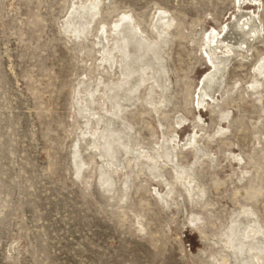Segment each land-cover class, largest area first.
<instances>
[{
    "label": "rangeland",
    "instance_id": "obj_1",
    "mask_svg": "<svg viewBox=\"0 0 264 264\" xmlns=\"http://www.w3.org/2000/svg\"><path fill=\"white\" fill-rule=\"evenodd\" d=\"M248 3L0 0V264L256 263L237 251L264 231V0ZM135 24L126 55L151 44L161 74L130 103L111 50ZM226 26L216 74L205 35Z\"/></svg>",
    "mask_w": 264,
    "mask_h": 264
},
{
    "label": "bare ground",
    "instance_id": "obj_2",
    "mask_svg": "<svg viewBox=\"0 0 264 264\" xmlns=\"http://www.w3.org/2000/svg\"><path fill=\"white\" fill-rule=\"evenodd\" d=\"M245 2V1H249V3L247 5H252V6H258L260 7L262 0H239V4L241 2ZM98 7V5H96ZM255 13V12H254ZM256 14V13H255ZM245 17L247 18L246 21H244L242 24L240 21V23L238 22V24H236V26L234 28L240 29L242 30H248L249 32L247 33V35H249V37H251V35L254 33V30L251 29V22L253 20V16L251 17L250 13H247L245 15ZM120 21H118L117 23H115L114 25V29L117 30L120 26ZM139 24H135L133 28V32L131 31L130 33H128V35L123 36L122 37V41L123 44L116 46L115 49L111 50V54L113 55L112 58L115 59V64H119V68L121 70L125 71V77H123L122 75V79H120V81H118V84H115L114 87L111 88V92L115 93L114 97L118 96L119 92H127V96L131 97L130 100L127 99L128 102H132L135 98L137 97V94L139 93L140 89L145 87V85L148 82H152L151 83V88L150 90V94L149 96L155 92L156 87L160 88L159 84L157 85V78L155 77V75L153 74L156 73L157 74H161L160 70L155 69L154 66H148L145 62L144 59L145 57L149 54V53H155L156 50H153V48H150L149 45L151 44H147L146 48H144L143 50V54L141 55H133L132 57L128 56V54L126 55V52L129 50L130 44L134 43L135 44H139L138 41H136V35L134 34L135 31H138L140 33L141 36H144V32L141 31ZM172 26H174L173 24L169 25L168 28L166 29V31L168 32ZM161 30V27H160ZM166 32V33H167ZM223 32H227V34L225 36H222ZM235 32V31H234ZM229 28L228 26L224 27L221 32H219L217 29H213L211 32L207 33L205 35V41H206V46H205V52L207 55V59H209L210 63H211V68L215 69V73H219L221 71V66L224 67V69L227 68L228 63H222L216 60V57H219V55H223L224 56V60H228L230 59V57H232V55H234V53L236 52L234 50V47L232 46V40L234 39L233 36H231V34L229 33ZM161 35V32H160ZM256 36V34H255ZM113 41H115V39H113ZM109 43V42H108ZM154 43V42H153ZM243 45V44H241ZM138 47L141 46L140 44L137 45ZM235 46H237L235 44ZM141 51V50H140ZM117 52V54H125L123 60H121L119 63L117 62V54L114 55V53ZM106 54H110L108 51H106ZM223 60V61H224ZM136 65H141L139 68H135L134 66ZM157 68V67H156ZM216 76L210 75L209 77H207V83L209 84V88H204L201 92V96H199V100H198V104L203 106L205 105L206 107H213V106H219V103L221 102L220 99H216L215 96L212 94V86L214 85L215 81L214 78ZM135 78H137L138 82L136 84L133 83L132 86V80H134ZM159 80V79H158ZM107 88V87H106ZM117 90V91H115ZM148 100V98H147ZM145 100L148 104L153 105L150 101ZM163 103V102H161ZM114 109L117 110L118 113H116V117H119V113L121 111H123L124 108L123 105L119 102H112ZM157 107V106H155ZM220 107V106H219ZM110 112V111H109ZM108 113V112H107ZM223 115V114H222ZM197 135V134H196ZM195 135V137H196ZM108 137V135H106ZM107 142L109 143L108 139H106ZM174 142H176L175 140H172ZM194 142H196V139L193 140ZM173 142V143H174ZM105 147L107 148L108 151L110 150H114L115 146H111L110 144L105 145ZM176 147V146H175ZM112 153V152H111ZM141 156H143L144 158H151L153 160H156V157L153 156H148L147 153L142 154ZM237 159V156H234L233 159ZM152 170H158V167H152ZM245 212H249V210H245ZM251 212V211H250ZM232 232V231H231ZM238 232V230H237ZM233 233V232H232ZM231 233V234H232ZM257 235H261L264 237V231L262 230H257L256 228H248V230L246 231L244 240H240L239 241V245L237 246V251L238 254H243L245 251V248L247 246V244H249L248 247V251L253 252V258L256 261V263H250V264H264V248H259L257 246L252 245L253 241H249L252 240L255 236ZM230 244V243H229ZM232 244V243H231Z\"/></svg>",
    "mask_w": 264,
    "mask_h": 264
}]
</instances>
